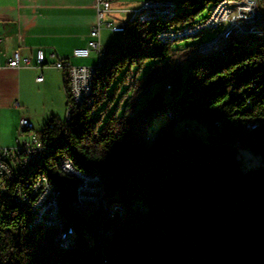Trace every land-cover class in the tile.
<instances>
[{
	"label": "trees",
	"instance_id": "trees-1",
	"mask_svg": "<svg viewBox=\"0 0 264 264\" xmlns=\"http://www.w3.org/2000/svg\"><path fill=\"white\" fill-rule=\"evenodd\" d=\"M220 1H174L168 19L136 14L125 23L96 68L92 99L73 105L69 123L54 117L37 133L44 160L21 171L11 164L17 177L0 194V264H264V35L193 56L209 40L179 43L218 31L161 39L205 22ZM66 92L70 104L67 78ZM242 149L262 164L244 167ZM64 160L102 178L110 217L77 210L80 180ZM42 177L60 195L76 246L56 243L57 230L36 225L16 197L22 186L33 198Z\"/></svg>",
	"mask_w": 264,
	"mask_h": 264
},
{
	"label": "crops",
	"instance_id": "crops-1",
	"mask_svg": "<svg viewBox=\"0 0 264 264\" xmlns=\"http://www.w3.org/2000/svg\"><path fill=\"white\" fill-rule=\"evenodd\" d=\"M114 1L106 19L127 23L130 10L120 0ZM97 19L96 0H0V149L18 148L50 119L63 120L61 114L68 106L66 71L54 64L61 60L98 64L100 58L94 52L86 58L74 56L76 48L88 45ZM110 33L104 26L101 37L106 54L107 45L118 42ZM39 50L44 52V66H38ZM15 52L30 58L31 66L9 67ZM39 76L43 81L37 80ZM23 119L34 124L31 132H20Z\"/></svg>",
	"mask_w": 264,
	"mask_h": 264
},
{
	"label": "built area",
	"instance_id": "built-area-1",
	"mask_svg": "<svg viewBox=\"0 0 264 264\" xmlns=\"http://www.w3.org/2000/svg\"><path fill=\"white\" fill-rule=\"evenodd\" d=\"M170 0H150L145 3L148 5H157L158 10H163V6ZM260 0H246V6L236 5V0L225 1L227 4V13L225 15H217V10H212L210 16L205 22L199 24L194 28L184 29L182 31L202 32L207 30L218 31L214 38L199 45L196 51L192 55H199L201 53H209L214 50L221 49L222 46L228 45L232 37L243 36L245 30L260 21H264V10L260 7ZM97 9V23L92 28L90 34V40L86 47L76 48L74 50V56L80 58H86L91 55L92 52L96 53L101 58L106 54L105 48L102 42V29L107 26L110 31L119 35L123 34V23H115L114 21L107 20V16L112 12V0H96ZM152 17H143L141 13V20L150 22ZM181 32V31H178ZM172 32H166L161 35V38H166ZM1 43V39H0ZM186 59L189 56H184ZM182 58L176 63L182 64L186 60ZM38 66H44L45 56L42 50H39L37 54ZM100 61L97 65H76L67 60H61L56 62L54 66L66 71V78L68 80L70 91V104L67 106L65 123L71 121L74 106L78 104L80 96L85 95L89 91H92L93 80L95 75V69L99 67ZM174 65V66H176ZM31 66V60L28 57H22L20 52H15L13 57L9 61V67L22 68ZM173 66V67H174ZM44 77L39 76L38 81H43ZM170 88V86H168ZM254 128V127H253ZM34 129V124L28 119L21 121L20 132H31ZM45 145L41 142L37 134L30 137L18 148H2L0 149V194H8L10 191V182L14 181L17 177L16 171L12 168L11 164L16 162L20 164V171L24 166L28 165V162L34 159H43ZM65 169L67 172H71V175H75L79 178L80 183L77 189V198L75 200L77 210L83 214H95L105 211L106 218H108V203L104 197V183L102 178L98 174H86L77 170L70 160H64ZM35 193L38 197H49V204H46L42 210H37V217L34 219H42V224L54 228L57 230L55 238L56 243L64 245L77 244L76 233L74 228L67 226L66 221L59 215L60 207V195L58 191H55L48 185V181L45 177L33 182ZM28 196L23 188H19L16 192V197L19 202ZM99 233L105 235L102 227L97 229ZM113 231L109 234L111 235Z\"/></svg>",
	"mask_w": 264,
	"mask_h": 264
},
{
	"label": "rangeland",
	"instance_id": "rangeland-1",
	"mask_svg": "<svg viewBox=\"0 0 264 264\" xmlns=\"http://www.w3.org/2000/svg\"><path fill=\"white\" fill-rule=\"evenodd\" d=\"M144 0H120L119 2H122L124 4V6H126L129 10H130V17H127L126 18V21H128L129 19H132V17L135 14L136 11H139L142 9L143 5L142 2ZM174 1H180V0H170L168 1L169 3H173V4H176V2ZM115 2L114 0H112V3ZM215 2H211L208 7L196 18V20H199V19H202V18H205L209 15L210 13V10L213 9L215 7ZM175 12V10H174ZM125 15V12L123 13ZM132 15V17H131ZM172 16V15H171ZM171 16H168L166 19L170 18ZM162 17H160L161 19ZM164 19V18H163ZM154 20V19H152ZM123 25L125 26V23H123ZM191 24H187L186 26H189ZM184 26H181V28H183ZM112 38H119V35H115L113 33H110ZM163 34V33H162ZM161 34V35H162ZM171 34V33H170ZM215 32H205L202 36L200 37H196V38H189V39H184L182 40L179 45H182V46H187V45H196L197 43H200V42H203V41H206V40H210L211 38H213L215 36ZM248 35H264V23H262V21H260V23H256V24H253L249 30H245L244 33H243V36H248ZM172 35H168L167 36V41L168 39L171 37ZM164 40H166V38H163ZM116 40V39H115ZM232 41V40H231ZM115 47V44H108L107 45V50L110 51V50H113ZM223 47V46H222ZM221 47V48H222ZM201 54H206V53H201ZM106 55V54H105ZM104 55V56H105ZM103 56V57H104ZM102 57V58H103ZM182 58L184 60H186V58L182 55L178 58L177 62L179 61V59ZM183 60V61H184ZM187 63L184 65V69L187 68ZM185 83V78L182 79L181 81V87L184 85ZM66 117V113L63 112V114H61V118L65 119ZM35 134V133H34ZM47 151H44L43 153H46ZM239 156L244 160V167H249L250 164L251 165H256V164H262V159L260 156H257L251 152H249L247 149H242L239 153ZM45 158V157H44ZM258 164V165H259ZM137 208H139L140 210V213L142 215H145L146 214V211H147V208L144 204L142 203H139L137 204ZM115 211H120L122 214L125 212L124 210V207L121 206V205H116L115 207ZM114 213V210H111V211H108V216L110 217L112 214Z\"/></svg>",
	"mask_w": 264,
	"mask_h": 264
},
{
	"label": "bare ground",
	"instance_id": "bare-ground-1",
	"mask_svg": "<svg viewBox=\"0 0 264 264\" xmlns=\"http://www.w3.org/2000/svg\"><path fill=\"white\" fill-rule=\"evenodd\" d=\"M225 1L228 0H221L217 6L213 9V10H217V15H225L227 13V4H224ZM236 5L239 6H246V0H236ZM176 4L173 3H165L163 6V10H158V6L157 5H148V3H144L143 7L141 10L136 11L135 14H140L143 13V17H152V19H158L160 17H162L161 19H166L168 16H171L174 14V10H175ZM262 23H264V21H262ZM124 26V25H123ZM125 28V26H124ZM196 33L198 32H192V31H181V32H172L171 34L168 35H172L168 41H173L179 38H185L188 36H194ZM165 33H163L162 35H164ZM163 41V38H161ZM186 39V38H185ZM101 61V60H100ZM95 73H96V69H95ZM92 94H93V89L92 91H89L88 93H85V95L80 96L79 99V104H83L86 102H89L92 99ZM44 151H47V147L45 146ZM45 157V153H43V159H34L31 160L30 162H28L27 166H24V168L26 170H28L29 168L31 169L32 165H37L38 163H40L41 161L44 160ZM63 169L67 172V169H65V162L63 163ZM69 174H71V172H67ZM48 185L51 186L52 189H54L55 191H57L49 182ZM21 188H23L21 186ZM22 202L25 203L26 205L29 204V206L34 210V217H37V210H42L43 207H45L46 204H49V197H38V201H37V193H35V195L32 197L29 196H25L22 199ZM75 206L77 208L76 202H75ZM59 215H61V211H60V207H59ZM34 223L37 224H42V219H34Z\"/></svg>",
	"mask_w": 264,
	"mask_h": 264
}]
</instances>
